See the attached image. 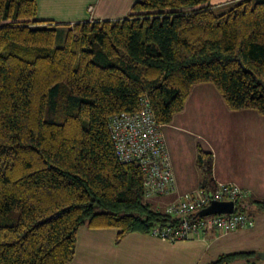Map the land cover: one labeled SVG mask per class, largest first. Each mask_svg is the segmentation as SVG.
Here are the masks:
<instances>
[{
	"label": "trees",
	"instance_id": "trees-1",
	"mask_svg": "<svg viewBox=\"0 0 264 264\" xmlns=\"http://www.w3.org/2000/svg\"><path fill=\"white\" fill-rule=\"evenodd\" d=\"M211 1L140 0L122 20L68 25L37 20L38 0H0V264H69L84 226L116 229V242L179 226L144 198L139 166L118 161L109 120L147 97L169 125L204 83L230 111L264 117V0ZM197 146L199 189L212 191L214 156ZM237 261L260 259L207 264Z\"/></svg>",
	"mask_w": 264,
	"mask_h": 264
},
{
	"label": "crops",
	"instance_id": "crops-1",
	"mask_svg": "<svg viewBox=\"0 0 264 264\" xmlns=\"http://www.w3.org/2000/svg\"><path fill=\"white\" fill-rule=\"evenodd\" d=\"M137 1L140 0H38L37 20L68 25L91 20L118 21L128 16ZM239 1L212 0L210 6L220 12ZM89 6L94 7L92 15L88 13ZM163 132L177 187L174 194L161 199L160 210L177 196L200 188L201 174L196 164L198 146H170V142H182L184 135L197 139L203 135L210 137L209 146L197 145L213 154L216 183L235 182L251 198L264 201V122L258 113L230 111L216 87L204 83L192 89L185 110L171 124L164 125ZM221 132H225L222 138ZM248 214L253 218V227L228 233L207 229L174 242L143 233H130L116 242L118 230L84 226L78 232L76 253L69 264H207L221 254L262 253L264 212L254 210ZM255 264H264V261Z\"/></svg>",
	"mask_w": 264,
	"mask_h": 264
},
{
	"label": "built area",
	"instance_id": "built-area-1",
	"mask_svg": "<svg viewBox=\"0 0 264 264\" xmlns=\"http://www.w3.org/2000/svg\"><path fill=\"white\" fill-rule=\"evenodd\" d=\"M93 6L88 7L92 15ZM94 20H91V22ZM164 125L156 121L150 102L144 97L140 109L134 113H121L110 118L109 130L115 153L122 164L135 163L144 176V198L165 197L176 192V177L163 132ZM250 194L235 182H219L212 191L197 190L177 196L165 209L167 214L179 217L178 227L156 226L151 235L167 241L188 239L207 229L228 233L241 227H253L252 216L237 213V202ZM215 201H233V214L202 217L199 212ZM160 210V209H158Z\"/></svg>",
	"mask_w": 264,
	"mask_h": 264
},
{
	"label": "rangeland",
	"instance_id": "rangeland-1",
	"mask_svg": "<svg viewBox=\"0 0 264 264\" xmlns=\"http://www.w3.org/2000/svg\"><path fill=\"white\" fill-rule=\"evenodd\" d=\"M65 41L64 40H62V39H60V38H58V41H57V46L58 47H61V46H63V43H64ZM260 116V115H259ZM260 118H262V121L264 122V117H261L260 116ZM244 134H245V136H246V132H244ZM223 136H225V132H221L220 134H219V137H223ZM260 136L262 137V131H260ZM209 136H207V135H203V136H201V138H199V139H197V138H193V137H191V136H187V135H184V140L182 141V142H177V143H172V142H170V146H197V143H200L202 146H209ZM211 140V139H210ZM167 142H168V139H167ZM211 142H212V140H211ZM193 151H194V147H193ZM162 198H164V197H154V198H151V199H149V200H147V202L150 204V205H152V207H153V209H155V210H158L159 208H161V207H159V205L162 203V201L163 200H161ZM243 200V199H242ZM165 209L166 208H164V209H162L161 211L162 212H165L166 213V211H165ZM237 211V210H236ZM243 212V211H242ZM250 212V211H249ZM249 212H245L246 214H248ZM237 213H241L240 211H238ZM242 228V227H241ZM246 228V227H245ZM247 228H249V227H247ZM151 234V233H150ZM259 254V253H258Z\"/></svg>",
	"mask_w": 264,
	"mask_h": 264
},
{
	"label": "water",
	"instance_id": "water-1",
	"mask_svg": "<svg viewBox=\"0 0 264 264\" xmlns=\"http://www.w3.org/2000/svg\"><path fill=\"white\" fill-rule=\"evenodd\" d=\"M235 212V203L233 201H215L212 202L207 208L201 210L199 215L207 217L217 214H233ZM258 257L264 261V252L259 253Z\"/></svg>",
	"mask_w": 264,
	"mask_h": 264
}]
</instances>
